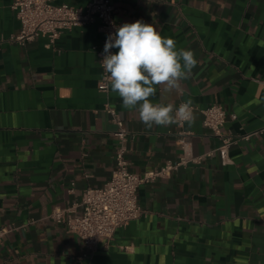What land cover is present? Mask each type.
Listing matches in <instances>:
<instances>
[{"label": "crops", "instance_id": "crops-1", "mask_svg": "<svg viewBox=\"0 0 264 264\" xmlns=\"http://www.w3.org/2000/svg\"><path fill=\"white\" fill-rule=\"evenodd\" d=\"M13 1L0 0V227H14L0 264H264V0H111L117 21L152 24L194 52L198 64L180 90L157 87L151 99H192L186 129L196 155L222 142L203 124L210 104L226 110L224 135H252L231 145L229 165L215 154L142 183L144 213L95 249L50 215L57 207L81 212L85 190L112 176L116 125L105 103L133 134L127 157L135 173L180 157L178 128H146L117 93L98 89L99 21L51 47L46 37L22 46L9 39L20 29Z\"/></svg>", "mask_w": 264, "mask_h": 264}, {"label": "built area", "instance_id": "built-area-1", "mask_svg": "<svg viewBox=\"0 0 264 264\" xmlns=\"http://www.w3.org/2000/svg\"><path fill=\"white\" fill-rule=\"evenodd\" d=\"M12 9L20 21V29L9 39L22 46L38 37H46L47 47H51L64 32L76 26L99 21L104 38L94 47L101 68L98 89L103 93H109L108 74L100 63L103 60L108 35L114 33L116 27L124 24L115 19V7L111 0H89L81 7L57 3L56 0H14ZM110 51L116 53L117 49L113 48ZM183 102L185 101L179 102L177 107ZM196 108L192 105L193 113ZM105 110L112 115V121L116 125L113 132L117 139L116 164L110 180L101 187L85 190L78 204L81 212L75 211L74 206L57 207L50 215L54 221L65 224L70 232L77 234L88 249H95L102 240L112 239L118 228L144 213L138 202V188L142 183L167 177L190 164H201L206 157L215 154L219 155L222 165H229L233 162L230 155L231 145L236 143L238 138L248 139L252 135L251 133L240 137L224 135L222 127L227 117L226 110L221 104H210L201 109L203 124L221 138L222 142L218 147L196 155L188 139L191 132L186 129V123H177V140L182 150L180 157L176 160H167L161 167L138 174L130 170L131 162L127 157L128 142L133 139V134L128 129L124 117L111 103H105ZM13 228L9 225L0 227V244Z\"/></svg>", "mask_w": 264, "mask_h": 264}, {"label": "clouds", "instance_id": "clouds-1", "mask_svg": "<svg viewBox=\"0 0 264 264\" xmlns=\"http://www.w3.org/2000/svg\"><path fill=\"white\" fill-rule=\"evenodd\" d=\"M113 48L118 51L112 53ZM100 64L122 107L137 111L146 128L194 123L192 99L178 107L151 99L157 87L164 93L179 91L198 64L193 51L177 49L175 40L163 37L154 25L137 20L116 27L107 37Z\"/></svg>", "mask_w": 264, "mask_h": 264}]
</instances>
